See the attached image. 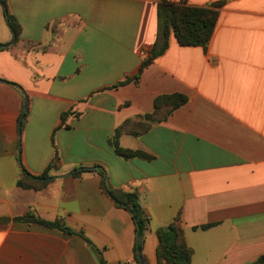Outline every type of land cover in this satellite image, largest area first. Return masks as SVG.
Listing matches in <instances>:
<instances>
[{
    "label": "crops",
    "instance_id": "0c3cea01",
    "mask_svg": "<svg viewBox=\"0 0 264 264\" xmlns=\"http://www.w3.org/2000/svg\"><path fill=\"white\" fill-rule=\"evenodd\" d=\"M7 1L21 35L0 4V264H100L86 240L106 264H136V224L106 189L139 196L144 264H158L157 230L178 217L191 264L264 257V0H172L218 12L210 43L172 36L125 86L157 42L160 0ZM174 94L187 103L147 128L155 100ZM128 121L119 146L150 159L115 153ZM46 170L44 188L18 187ZM26 216L83 237L13 222Z\"/></svg>",
    "mask_w": 264,
    "mask_h": 264
},
{
    "label": "trees",
    "instance_id": "16d2710c",
    "mask_svg": "<svg viewBox=\"0 0 264 264\" xmlns=\"http://www.w3.org/2000/svg\"><path fill=\"white\" fill-rule=\"evenodd\" d=\"M0 4L4 7L8 25L12 31L15 42L18 41L21 35V26L16 18L10 13L7 0H0ZM219 4L214 5L218 7ZM158 22H159V35L157 42L151 51V55L146 59L140 69V73L133 79L128 78L118 84V86H125L131 82H137L140 79L142 72L150 66L157 58L161 57L168 50L170 45V38L173 36L177 43L182 47H204L206 48L210 43L215 27L218 21V12L214 9L196 8L186 6L184 3H175L172 0H160L158 4ZM188 98L181 94H174L169 96L158 97L154 102V112L146 115L144 119L147 121V128L152 124L165 121L174 111L185 105ZM29 109L24 111L23 119L20 123V133L23 131L24 124L27 120ZM69 113L62 114V121L65 122ZM131 126V121L126 122L121 129H119L112 142L115 153L123 159H132L136 157H143L150 159V157L140 152L123 149L118 144L119 136L127 132ZM57 159V154L55 156ZM87 169H81L74 175H80L87 172ZM48 170L39 177H32L28 173L22 179L18 180L17 185L23 189L40 190L48 183L44 181L49 177ZM107 192L113 197L118 207L128 211L136 224L137 230V246L141 252L143 250L144 236L149 228L150 219L145 213L139 196L136 193H123L116 194L114 192ZM10 219H0V225L7 224ZM16 223H35L50 229H56L66 234H77L61 221L56 220L53 222L37 219L32 216L17 217L13 219ZM211 226H204L203 229H208ZM77 235L82 236V233ZM159 245L157 248L158 264H191L193 258V250L187 245L185 233L182 225L181 218L178 217L171 225L157 230ZM91 247V250L98 257L100 264H106L102 258V253L96 249L92 243L86 240ZM136 264H139L136 255ZM145 261L144 257L142 256ZM256 264H264L262 258Z\"/></svg>",
    "mask_w": 264,
    "mask_h": 264
},
{
    "label": "water",
    "instance_id": "95a60500",
    "mask_svg": "<svg viewBox=\"0 0 264 264\" xmlns=\"http://www.w3.org/2000/svg\"><path fill=\"white\" fill-rule=\"evenodd\" d=\"M23 117H24V115H22L21 120H20V123H21ZM95 169L96 170H99V168H97V167ZM52 179L53 178H47L45 180L46 181H50ZM137 230H138V228H137ZM136 255H137V259H138L139 264H144V261H143V258H142V253H141V250H140V248L138 246H137V249H136ZM262 260L264 261V257H262Z\"/></svg>",
    "mask_w": 264,
    "mask_h": 264
}]
</instances>
